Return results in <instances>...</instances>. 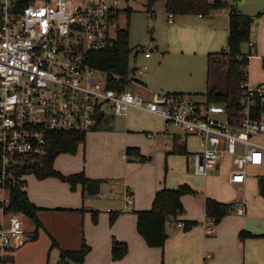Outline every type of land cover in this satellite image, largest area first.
<instances>
[{"label": "built area", "instance_id": "obj_1", "mask_svg": "<svg viewBox=\"0 0 264 264\" xmlns=\"http://www.w3.org/2000/svg\"><path fill=\"white\" fill-rule=\"evenodd\" d=\"M122 1L0 0V209L7 217L0 220V258L27 240L22 214L5 211L8 182L16 179L19 159L45 153L52 131L94 130L101 113L127 115L138 108L163 117L168 128L182 130L179 143L195 137L196 175L207 177L228 163L229 181L242 184L251 165L264 163V82L247 77L239 95L227 102L197 100L185 92L146 95L130 84H139L135 75L147 71V64L131 67L125 76L87 61L89 53L108 48L114 40ZM249 43L251 57L255 43ZM144 55L150 57L152 50ZM244 68L248 71V64ZM111 80L128 84L119 90L110 86ZM122 157L128 158L126 149ZM124 197L125 209H132V192L126 190ZM236 210L243 214L245 203L239 202Z\"/></svg>", "mask_w": 264, "mask_h": 264}, {"label": "crops", "instance_id": "obj_2", "mask_svg": "<svg viewBox=\"0 0 264 264\" xmlns=\"http://www.w3.org/2000/svg\"><path fill=\"white\" fill-rule=\"evenodd\" d=\"M249 2V0H243L237 6L244 13L254 17L258 8ZM185 16L187 15L178 17L184 19ZM199 17L204 19L200 24L199 31L206 35L201 51L216 53L214 61L221 64L216 71H224L226 58L218 51L222 42L227 45L229 9L225 7L220 13L213 12L209 15L212 19H205V15L202 14H199ZM169 21L172 22L173 19L169 18ZM255 26L251 37V41L255 43V53L251 55L248 64V78L251 82L258 83L264 82V13ZM182 28L184 26L179 25L176 32ZM249 50L250 43L249 49L245 52ZM151 57L152 55L145 58ZM138 83L135 88L145 90L146 84L142 81H138ZM214 88L225 90L221 87ZM144 113L165 120L148 111H144ZM124 116L127 117L128 113L127 116ZM113 118L114 114L109 112L102 115L94 130L112 128ZM145 133L151 142L155 141V144L159 142L158 139H155L156 136L172 133L174 144L168 145V148H172L168 151L169 153L177 147L176 143H179L178 139L183 131L178 129V131L169 132L168 127L163 130L162 127L157 126L155 132L148 130ZM149 133H153V135L148 136ZM187 141L179 143L184 145L186 150H188ZM128 146L137 147L140 150L141 154L138 156L141 159L137 162H143L137 164L133 172L129 169V161L126 162L124 168L118 170L114 164L108 162L97 168L84 165L69 171L59 169L65 174L84 171L88 177L100 180L86 185L78 183L75 187L60 178L51 176L36 180L37 186H32L24 177L25 188L30 199L41 208L39 218L42 225L37 227L35 223L28 224L27 229L29 230L25 228L27 240L21 247L8 255L11 264H234L233 261L239 264L238 260L244 258L243 256H245V262L242 264H249V251L248 249L244 251L246 242L240 238L239 233L245 225L243 215L248 217L252 213L251 215H257L260 219L259 222L255 221L260 230L254 233L264 234V198L259 190V175H264V163L251 165L250 167L254 166L259 169V174L257 176L250 174L249 167L247 179L242 184H233L229 181L228 163L221 166L226 169V174L222 178L218 176L219 171L215 172L217 175H213L217 168L212 171L210 176L205 177V184L190 183L199 192L198 195L188 194L182 197L185 211L177 217H170L167 220L168 239L165 245L152 247L147 244L137 229V213L152 207L157 191L163 188H177L184 181L177 186H168L162 181L160 174L148 171L149 163L144 162L145 149L137 143ZM188 153L192 154L193 151H188ZM152 159L153 156H149V160ZM122 171L125 172L124 176L121 175ZM117 176H123V185H117L115 182L118 179ZM215 180H218L217 183L210 185ZM96 186L97 189L93 190L94 192L91 191ZM126 190H130L134 197L132 209H125L124 192ZM206 197L232 202L233 208L219 223H214L206 213ZM102 201L109 204L121 203L120 207L123 209L112 220L114 213L109 211L111 206L104 208ZM242 201L245 203V212L239 214L236 206ZM21 214L25 217V224L29 218L26 217L27 215ZM1 219L7 220V217L0 209ZM187 219L196 220L198 223L189 230L177 225L178 221ZM36 230H38V234L35 237ZM53 238L64 249L77 250L81 247L83 240L91 248L83 263L72 260L63 263L60 259V248L52 247ZM114 238L126 241L129 245V251L122 259L114 260L112 258ZM255 248L261 252L259 263L264 264V237L256 238Z\"/></svg>", "mask_w": 264, "mask_h": 264}, {"label": "rangeland", "instance_id": "obj_3", "mask_svg": "<svg viewBox=\"0 0 264 264\" xmlns=\"http://www.w3.org/2000/svg\"><path fill=\"white\" fill-rule=\"evenodd\" d=\"M249 1L254 7L258 8L254 16L256 25L261 17H257V14L264 10V0ZM226 2L229 5H238L243 0H226ZM147 4L148 0H123L118 21L119 27L122 28L128 27L129 24V45L132 49L130 67L142 64L149 66L144 73L135 75L136 80L146 84L145 94L150 95L153 91L185 92L193 94L197 100H206L207 90L214 87L226 89V68H224V71H216L221 66L219 62L214 61L216 53H213L212 58L209 59L208 55L210 53L201 51L206 35L199 30L204 19L199 17L197 13H191L185 16L184 19L175 15L171 22L169 21L170 13L166 9L164 0H156L151 6V10L148 9ZM221 10L223 8L214 12L220 13ZM209 15L205 14V19H212ZM179 25L184 26V28L176 32ZM255 25L252 26V32L256 27ZM221 44L219 45V47L221 46L219 53L224 52L227 48L225 42ZM146 49L152 50L151 58L144 57V50ZM242 49L243 51L249 49V41L242 44ZM254 53L255 51H253ZM135 85L136 83L132 82L130 87L138 92ZM111 126L112 128L108 129L88 131L86 142L79 144L77 152L59 154L55 160V167L62 171H69L84 165L97 168L108 162L114 164L118 170L124 168L126 162L129 161V169L133 172L136 165L143 162H137L140 160L134 154H128L126 159L122 157V154L129 144L137 143L145 149L144 162L149 163L148 171L160 174L162 181L168 186H177L183 181L199 185L206 183L205 177L195 174L193 168L194 158L192 154L188 153V151H195L199 148L195 137L189 136L187 152H184V145L178 144L175 153H168L172 149L168 148V145L172 146L174 144L172 133L156 136L155 139H158V144H155V141L151 142L145 133L148 130L155 132L157 126L162 127L164 130L167 128L166 121L148 116L138 108H130L127 117L114 115ZM173 131H178V128L170 125L169 132ZM149 156H153V159L149 160ZM133 160L136 162H132ZM217 171H219V178L226 174L225 168L220 167L213 173ZM124 174L125 172L122 171L121 175L124 176ZM250 174L257 176L259 169L254 166L250 167ZM123 176H117L118 179L115 182L118 186L123 185ZM25 179L28 180L30 185L37 186L38 182L36 180L38 181L39 178L31 173L26 175ZM218 180L211 182L210 185L217 183ZM120 205L121 203L113 202L109 204L102 201L104 208L111 206V209L122 210L123 208ZM251 214L248 217L243 215L245 224L243 229H248L254 233L260 230L255 222H259L260 219L257 215ZM22 218L25 220L23 215ZM28 218L30 220H26L24 224L26 229L28 224L35 223L30 217ZM259 237L261 236H251L244 239L246 242L244 251L247 249L249 251V264H260L261 252L255 248L256 238ZM243 257L238 260L239 264L245 262V256ZM233 263L236 264L234 261Z\"/></svg>", "mask_w": 264, "mask_h": 264}, {"label": "trees", "instance_id": "obj_4", "mask_svg": "<svg viewBox=\"0 0 264 264\" xmlns=\"http://www.w3.org/2000/svg\"><path fill=\"white\" fill-rule=\"evenodd\" d=\"M156 0H148V9ZM166 9L169 13L176 16H184L191 13L211 14L215 10L227 7L229 9V34L227 48L220 54L226 58L225 70L227 75V87L224 91L216 88L209 89L207 100L210 102H227L235 99L241 91V83L247 79L248 71L245 66L249 64L250 57L247 52L243 51L242 44L251 40L252 26L254 17L244 13L239 9L237 4L229 5L226 0H164ZM264 10L257 14L261 16ZM129 23V16H128ZM131 47L129 45V24L128 27H119L112 43L108 48L101 51L91 52L88 54L87 61L95 67L109 70L112 73L128 75L131 73L130 54ZM212 54H209L211 59ZM127 81L115 82L110 81V86L122 90L125 88ZM102 113L99 115V120ZM87 132L83 130H59L52 131L48 135L46 151L39 155L22 156L16 164L13 171L16 176L15 181L8 182L10 188V203L6 207V212L23 213L30 217L37 227L42 225L39 218V210L41 209L29 197L25 188L26 180L24 177L28 174H35L37 178L43 179L46 177H57L66 181L75 187L78 183L89 184L99 182L87 176L84 171L65 174L55 167L57 156L64 152L76 153L81 142H86ZM179 144V143H178ZM176 143V146L178 145ZM182 145V144H179ZM177 149L174 148L173 152ZM128 154L140 155V150L137 147L127 146ZM184 152H187L184 147ZM141 159V158H140ZM3 170L0 163V178ZM97 189L93 188L91 191ZM259 190L264 198V175L259 176ZM93 191V192H94ZM198 191L189 183H181L177 188H163L157 191L153 205L150 209L138 211L137 229L145 238L147 244L152 247H162L168 239L166 223L170 217H177L185 211L182 197L188 194L198 195ZM206 213L211 217L214 223H219L233 208L232 202H225L214 197H206ZM1 204V201H0ZM112 220H114L120 212H113ZM185 222L184 229L189 230L196 225V220H183ZM38 230H36L35 237ZM241 239H246L251 236H262L264 234H255L247 229L240 231ZM52 247L60 248V259L63 263L68 260L83 263L90 246L83 240L82 245L77 250L64 249L59 242L53 238ZM129 251V245L126 241L113 239L112 242V258L114 260L122 259ZM9 257L0 258L1 262H7Z\"/></svg>", "mask_w": 264, "mask_h": 264}]
</instances>
